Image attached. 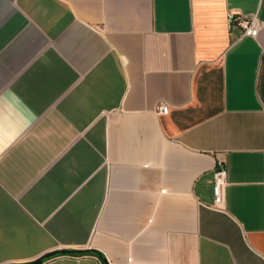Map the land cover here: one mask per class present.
<instances>
[{"label": "crops", "instance_id": "0c3cea01", "mask_svg": "<svg viewBox=\"0 0 264 264\" xmlns=\"http://www.w3.org/2000/svg\"><path fill=\"white\" fill-rule=\"evenodd\" d=\"M58 249L264 264V0H0V264Z\"/></svg>", "mask_w": 264, "mask_h": 264}, {"label": "built area", "instance_id": "2783aa9c", "mask_svg": "<svg viewBox=\"0 0 264 264\" xmlns=\"http://www.w3.org/2000/svg\"><path fill=\"white\" fill-rule=\"evenodd\" d=\"M235 20H238V25L242 29V35L255 36L259 31V24L256 18H242L231 14L232 25ZM170 108L167 104H161L158 107V112L167 114ZM228 178V170L223 161H219L214 172V194L215 207L223 208L225 203L226 185Z\"/></svg>", "mask_w": 264, "mask_h": 264}, {"label": "water", "instance_id": "95a60500", "mask_svg": "<svg viewBox=\"0 0 264 264\" xmlns=\"http://www.w3.org/2000/svg\"><path fill=\"white\" fill-rule=\"evenodd\" d=\"M90 251L96 252L97 255L102 259V261H104L102 254L97 250H93V249H58V250H54L52 252L46 253L43 256H41V257L31 261V262L14 263V264H43L47 260L54 258V257L65 256V255H84V254H88Z\"/></svg>", "mask_w": 264, "mask_h": 264}, {"label": "trees", "instance_id": "16d2710c", "mask_svg": "<svg viewBox=\"0 0 264 264\" xmlns=\"http://www.w3.org/2000/svg\"><path fill=\"white\" fill-rule=\"evenodd\" d=\"M234 23H238V20H235ZM88 254H97L96 252L94 251H90ZM107 264V263H106Z\"/></svg>", "mask_w": 264, "mask_h": 264}]
</instances>
